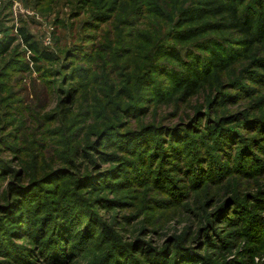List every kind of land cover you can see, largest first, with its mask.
<instances>
[{
  "label": "rangeland",
  "instance_id": "374dc122",
  "mask_svg": "<svg viewBox=\"0 0 264 264\" xmlns=\"http://www.w3.org/2000/svg\"><path fill=\"white\" fill-rule=\"evenodd\" d=\"M202 3L0 0V264H264V34L179 28ZM205 23L177 45L202 70L186 98L169 45ZM211 47L228 68L204 71ZM65 210L74 239L44 245L36 227Z\"/></svg>",
  "mask_w": 264,
  "mask_h": 264
},
{
  "label": "trees",
  "instance_id": "16d2710c",
  "mask_svg": "<svg viewBox=\"0 0 264 264\" xmlns=\"http://www.w3.org/2000/svg\"><path fill=\"white\" fill-rule=\"evenodd\" d=\"M248 8L251 9L250 7ZM252 14L253 13H251V10L243 14V11H240V9L237 6L236 0H203V3L200 6H188V7L181 9L178 14L177 26L179 28H182L184 25H187V24H197V23L203 22L207 18H216L220 20L219 22H216V24L223 25L224 29L231 30V31L234 30L238 32L241 35L242 39L246 41V43H253L255 41L254 32H256L258 37H261L264 34V18L261 17L260 19H257ZM257 21H258V27L257 29H255V31H253L254 25L255 23L257 24ZM209 23H205L203 25L189 26V27L184 28L181 31H177L176 36L174 37L175 42H177V44L175 43V46L172 44L169 45V48H170L169 54L172 55L176 60L181 61L183 65L185 64L183 69H181L180 72L178 71L176 73V77L178 78L175 83L177 85V87L175 88V91L182 92L186 98L197 92L199 85H200L197 77L198 75L200 76L202 70H199L200 63L198 62V57L192 52H189V53L187 52L185 54L187 58H182L181 57L182 53L179 51L180 49H178L177 45H179L178 42L184 43V42L190 41L192 39L199 37L201 34L209 31L210 28H208V25L212 24V23L210 24ZM20 31H21V36L23 37L25 43L27 44L29 49L32 52H34L36 55V56H33L35 61H39L41 59H47L51 61L54 59V54L42 48L38 44V42L33 40L32 36L29 33H27L26 30L21 29ZM203 40L205 39L200 40L201 44L204 43ZM13 41H14V38H7L5 41H0V54L8 51ZM217 46L223 47L225 46V44L224 43L221 44L218 42ZM210 52H211V57L209 58L210 67L207 66L204 69L206 73H210L213 68L218 69V70L219 69L225 70L226 68L230 66L231 62L229 61V59H227L228 58L227 55H226L227 57L226 58L225 56L221 55L220 52H218L212 47L210 49ZM159 95H161V93ZM130 138H131L130 139L131 142H133L134 139L139 138V137L138 135H135V136H130ZM132 151H137L134 153L136 154V157L139 160L140 159L143 160L146 157H149V158L155 157L154 155L151 154V152H149V154L147 155L148 150L146 152V147L143 148L142 153L140 150H132ZM174 151L178 153L176 149ZM139 162H143L144 164L145 161L143 160ZM212 167L214 166H211L210 170L212 169ZM200 170H202L201 167H200ZM33 194L34 193L32 192L31 194L29 193L31 197H34ZM51 209L52 208H50V210ZM67 212H68L67 210L62 211L56 217L55 216L50 217L49 221L47 222V218L50 216V214L48 213L49 215L45 217L46 221H43V223H41L40 226L36 227V229L39 232L38 238L39 236L41 237V233H44V231H46L45 234H43L44 237L41 238V242H43L44 245L48 246L49 244L47 243H49L53 239L54 241L57 240L58 242L62 240L64 244L68 247L69 244L67 240L74 239L70 232V229H69L70 226H68L69 224L64 223L65 219H67L66 217ZM29 222L31 223V225H34L33 227H35V223L33 220H30ZM48 229H50V231H48ZM49 232L50 234L48 235ZM69 243H72V242L69 241ZM55 262L56 264L58 263L57 260ZM59 264H61V262H59Z\"/></svg>",
  "mask_w": 264,
  "mask_h": 264
}]
</instances>
